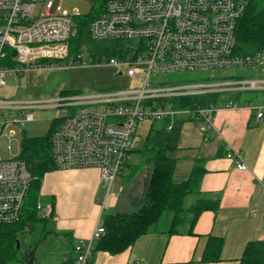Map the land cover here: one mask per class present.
I'll list each match as a JSON object with an SVG mask.
<instances>
[{"label":"built area","instance_id":"obj_1","mask_svg":"<svg viewBox=\"0 0 264 264\" xmlns=\"http://www.w3.org/2000/svg\"><path fill=\"white\" fill-rule=\"evenodd\" d=\"M251 1L102 0V11L89 27L90 37L124 43V54L105 64L124 68L132 86L60 95L52 100L0 97V151L6 143L12 150L16 139L12 127L33 121L34 114L25 111L58 109L60 121L51 137L56 169L98 168L110 190L133 159L143 122L170 119L168 130H172L174 120L188 119L214 135L218 111L247 108L258 120H264V78L227 80L224 73L226 69L264 71V49L244 55L236 46V30ZM55 3L0 0V90L6 86L8 76L78 67L88 61L82 52L74 58L69 56L74 20L82 15L72 16L61 12L60 7L54 12ZM129 52H133L131 57ZM220 71L223 73L217 79ZM203 72H211L210 77L183 85L163 79L172 74ZM225 94H232L228 102L222 101ZM246 94L253 96L243 104ZM195 97L216 100L184 109L172 108L169 103ZM254 99L262 103L254 104ZM19 156L0 159V226L25 222L34 178ZM227 157L238 170H248L242 154L230 150ZM103 203L107 206L106 200ZM37 210L41 218H50L52 213L51 206L43 202L38 203ZM252 216H256L255 211ZM104 233L103 223L99 222L91 239L75 245L74 264L90 263L94 245Z\"/></svg>","mask_w":264,"mask_h":264},{"label":"crops","instance_id":"obj_2","mask_svg":"<svg viewBox=\"0 0 264 264\" xmlns=\"http://www.w3.org/2000/svg\"><path fill=\"white\" fill-rule=\"evenodd\" d=\"M197 124L185 119L181 125L177 149L172 151L176 162L173 178L176 184L187 182L193 170L200 168L204 171L200 191L192 197L219 199L218 211H205L194 225L186 223L179 233L156 229L120 256L98 253L89 264H240L248 243L264 240V120L243 108L218 111L214 135L212 131L203 132ZM230 150L242 154L248 170H238L227 157ZM107 186L98 168L58 170L45 175L43 204L54 210L53 219L45 222L46 237L55 241L61 257L44 263L75 260L74 246L91 239L105 214L132 213L144 200L145 190L126 204L122 192L111 194ZM103 200L107 206H103ZM211 236L223 240L221 260L205 263L202 258Z\"/></svg>","mask_w":264,"mask_h":264},{"label":"trees","instance_id":"obj_3","mask_svg":"<svg viewBox=\"0 0 264 264\" xmlns=\"http://www.w3.org/2000/svg\"><path fill=\"white\" fill-rule=\"evenodd\" d=\"M99 14L90 13L87 17H78L74 20L75 34L70 42V58L80 54L83 51V47L92 41L89 27ZM236 41L237 50L240 54H254L264 49V0L251 1L239 22L236 30ZM123 46L124 43L122 42L108 41L105 50L110 56L122 55L124 54ZM197 98L170 100L169 103L172 108L184 109L194 107L197 102L208 105L211 101L214 102L216 100V98ZM245 99L250 100V98ZM183 122L184 120H174L172 130H168V126L171 123L170 119L152 122L145 147L140 152H137L142 160L140 164L146 166L148 171L144 200L139 209L132 213L105 214L103 219L105 233L96 241L93 256L98 253L120 256V254L132 248L141 237L159 229L157 224L167 213H170L169 217L171 218L169 233L175 234L179 233V228L186 223L194 225L205 211H218L219 199L216 198H201L197 199L194 204H188V198L200 191L204 175V171L200 168L193 170L187 182L179 184L174 182L176 162L170 157L169 152L177 149V141ZM57 126L51 129L47 137H25L19 156V159L26 163L30 174L34 178L29 193L23 227H28V224H30L29 229L35 230V223L42 221L44 223L43 235L48 232L45 231V222L53 219L54 210L50 218H41L37 205L42 202L40 191L45 175L57 170L51 152V137ZM53 206L54 204H52ZM16 228L17 225L0 226V264H13L16 261L18 254V229ZM190 233L194 235V229ZM43 238L46 237L43 236ZM34 246L37 247L38 245ZM222 250L223 240L212 236L209 237L202 262L220 261ZM68 261L61 264H72L74 260L71 261L69 259ZM240 264H264V240L248 243Z\"/></svg>","mask_w":264,"mask_h":264},{"label":"rangeland","instance_id":"obj_4","mask_svg":"<svg viewBox=\"0 0 264 264\" xmlns=\"http://www.w3.org/2000/svg\"><path fill=\"white\" fill-rule=\"evenodd\" d=\"M38 9L41 8V4L37 5ZM54 12L60 7L61 12H67L70 15L81 14L82 17L92 14H99L102 11V0H56ZM111 42V41H109ZM108 45V41H97L92 39L89 43L83 47L82 53L88 60L83 66L54 68L48 71H30L23 76H8L6 86L0 90V97H10L15 99H27V100H52L57 96H67L72 93H94L103 91H116L120 89H127L132 86L133 81L127 76L124 68L106 65L105 62L115 57L120 58V55L110 56L105 48ZM129 57L133 55V52L127 54ZM123 74H120V73ZM217 72V79L219 78ZM228 75L227 80L238 79H253L264 78V71L262 70H249L244 71L241 69H226L224 71ZM211 72H203L196 74L179 73L172 74L163 77L165 82L168 83H188L189 81H202L209 78ZM253 94H246L242 100L245 103V98H249ZM222 98L223 102H228L232 97V94H225ZM254 104L262 103L261 99H254ZM32 112L34 119L31 122H21L18 126L12 127V130L16 132V139L12 144V150L10 151L9 144L6 143L3 150L0 151V159L7 160L12 156H18L22 151V142L24 138H41L49 136L51 129L59 125L60 111L55 108L46 110H33L25 111L24 113ZM24 115V114H23ZM22 117L21 114H19ZM196 124V123H195ZM151 122H143L139 126V134L141 136L140 143L133 150L134 157L129 161V166L123 171V176L118 178L119 183L114 185L111 190V194L117 191L123 193L122 201L127 204L126 201L138 196L145 190V184L148 182L147 167L144 166L140 158V152L145 147V142L149 136ZM199 126V124H197ZM172 151L170 152V154ZM173 153L170 155L173 158ZM136 165V166H135ZM58 171V170H55ZM53 172V171H52ZM133 176L129 177V175ZM133 177V178H132ZM45 182V180H44ZM108 184V183H107ZM144 198V196H143ZM40 199L44 202L43 196ZM197 201L195 197H191V204ZM190 204V205H191ZM132 205V204H131ZM170 213L164 215V217L157 224L159 229H167L171 225ZM23 224L24 221H23ZM23 224L17 225L18 234L17 241H19L20 248L17 250L18 255L27 252L33 245H38V252L34 256L35 264H46L45 260H58L61 257L59 248L55 245V241L46 237L48 234L43 235L44 223L41 221L36 222V229L31 230ZM183 225L179 230L184 229ZM29 229V230H28ZM46 229V230H45ZM45 231L47 228L45 227ZM45 236L46 238H43ZM36 260L38 262L36 263ZM19 264V263H13Z\"/></svg>","mask_w":264,"mask_h":264},{"label":"flooded vegetation","instance_id":"obj_5","mask_svg":"<svg viewBox=\"0 0 264 264\" xmlns=\"http://www.w3.org/2000/svg\"><path fill=\"white\" fill-rule=\"evenodd\" d=\"M35 248L36 246L33 245L32 248H30L27 252L22 253V255L17 254L15 263L31 264L34 258Z\"/></svg>","mask_w":264,"mask_h":264},{"label":"water","instance_id":"obj_6","mask_svg":"<svg viewBox=\"0 0 264 264\" xmlns=\"http://www.w3.org/2000/svg\"><path fill=\"white\" fill-rule=\"evenodd\" d=\"M19 248H20L19 241H17V249H19ZM33 260H34V258H33ZM33 264H35V262H33Z\"/></svg>","mask_w":264,"mask_h":264}]
</instances>
